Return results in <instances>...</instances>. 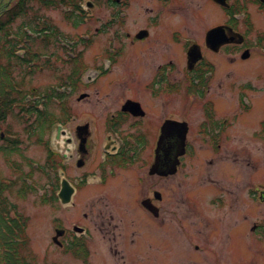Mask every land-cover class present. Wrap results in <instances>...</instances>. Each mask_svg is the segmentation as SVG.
Instances as JSON below:
<instances>
[{
  "label": "rangeland",
  "instance_id": "obj_1",
  "mask_svg": "<svg viewBox=\"0 0 264 264\" xmlns=\"http://www.w3.org/2000/svg\"><path fill=\"white\" fill-rule=\"evenodd\" d=\"M117 1L119 6L109 0L30 3L26 18H41L52 31L45 43L30 34L34 39L31 50L39 52L38 57L31 69L15 68L12 75L27 96L35 94L41 100L55 91L61 92L63 100L53 97L42 105L57 119L46 126L41 140L33 129L34 115L25 121L14 113L0 122V180L12 182L6 194L15 210L27 218L23 255L31 264H264V229L260 226L264 200L255 201L253 196V187L264 182V144L252 135L258 120L264 118V83L262 79L255 83L253 78L264 72V55L251 50L244 60L226 47L220 55L209 54L217 70L205 96L188 93L184 80L176 82L175 94L154 93L149 83L160 66L170 79L179 78L185 66L182 44L169 35L172 27L201 40L204 29L225 16L210 0ZM76 5H82L84 12H76ZM253 19L264 29L263 14H254ZM20 22L16 18L12 27ZM148 26L152 30L147 39L130 41L132 33ZM126 32L131 33L129 37ZM4 62L0 56V63ZM73 77L78 85L75 89L71 88ZM5 78L0 74V90ZM81 93L87 96L79 99ZM128 98L142 105L145 118L126 121L117 134L110 133L106 119ZM212 100L219 118L227 113L222 117L227 124L216 154L195 132L200 108ZM233 113L232 119L229 114ZM167 116L189 121L192 130L187 137L197 154L188 157L176 173L157 178L147 173L155 144L151 136L156 137ZM81 124L89 127L83 154L73 140ZM108 134L124 144L120 156H129L138 140L145 139L146 147L137 148L141 152L135 162L99 174ZM15 139L18 148L5 152L4 146ZM48 152L57 162V179L62 174L76 188L68 204L50 199L52 179L44 171ZM140 175L144 176L142 183L137 181ZM25 179L30 188L21 192ZM154 189L164 198L157 223L140 203L146 196L154 199ZM212 198L226 201L213 204L209 202ZM8 225L3 220L0 229ZM74 226L85 228L70 234L75 242H79L75 236L86 237L81 238L87 243L85 255L64 245L75 243L60 237L53 240L55 228L72 231ZM1 239L2 247L11 246L5 234Z\"/></svg>",
  "mask_w": 264,
  "mask_h": 264
},
{
  "label": "flooded vegetation",
  "instance_id": "obj_2",
  "mask_svg": "<svg viewBox=\"0 0 264 264\" xmlns=\"http://www.w3.org/2000/svg\"><path fill=\"white\" fill-rule=\"evenodd\" d=\"M168 1V0H163ZM213 4H215L222 14L225 16L221 21L212 24L206 27L203 31L202 39H198L193 36L186 35L180 29H172L169 32V35L175 42H179L182 44L183 52H185V66L183 67L182 74L179 78H169L168 71L161 69L160 71L157 70L154 76L151 77L150 83L152 84V88L154 89V93L161 92L164 90L169 94H175L177 91V84L176 82L186 81V91L190 94H196L198 97H203L208 94L211 85L214 83V78L216 75V64L210 58L209 54H219L220 52H225L226 47L230 48L232 52H239L240 56L241 53L245 50H248L250 55L247 58H242L244 60L248 59L251 56V50L253 53L258 55H264V29H261L254 21V14H263L264 15V2H260L259 0H226L227 5H222L215 0H210ZM148 29V36L152 30V26H148L145 28L138 29ZM132 33L130 37V41L134 42H141L148 38H136L135 34L138 32ZM236 33L241 34L242 37L237 35ZM131 33L126 32V35L129 37ZM228 37L230 41L224 42V39ZM253 37V44L251 42ZM192 47L193 54L188 57V50ZM172 62L169 68H172ZM164 68V66H163ZM255 79V83L257 79H262L264 83V72H257L253 75ZM254 83V84H255ZM129 99V98H128ZM142 107V105H141ZM143 108V107H142ZM253 109H254V102H253ZM144 110V109H143ZM119 110L116 109L114 113H112L107 119L106 124L107 127H110V133H115L123 128L126 124V121L130 120V123L135 121L142 120L145 118V110L142 115L137 116L128 111H122V113L118 112ZM201 111V119L198 121V128L195 130L198 137L202 142H206L209 144L214 154L217 153V148L221 145V135L227 122H223V116L227 115V113L223 114L220 118L217 116L216 111V104L214 100L211 102H206L200 108ZM232 116V119L235 117V113L229 114ZM120 118H123L120 120ZM231 119V120H232ZM166 120H178L174 117L167 116L163 118L162 122L159 124L157 130L158 133L151 136V138H155V144L152 146V151L150 152V160L148 162V170L147 173L150 176H156L157 178L166 177L170 174H174L177 172L178 168H181L184 164V161L189 158L196 157L197 154L194 142L188 139L189 130H192V126L190 127L189 121L185 119H180L187 121L188 124V132L186 135V139L184 141L183 147L179 144V138L176 131L172 130L169 131L163 139L159 141V137L162 133V124ZM230 120V121H231ZM229 121V123H230ZM259 125L254 128L255 131L253 132V140H257L264 144V118L258 120ZM203 127V130L202 128ZM200 131L203 132L200 134ZM82 135H85L83 133ZM75 144L77 142L78 151L83 154L87 150V139L85 142V146L80 148V138L75 132ZM108 134L107 139L103 143V153L105 155V159L101 161L98 165L99 174L107 172L106 169L111 172L114 167H124L125 165L132 163L135 158L138 156V152L136 151L137 148L140 146L141 149H145V139L138 140L137 144L133 143V148H130L131 153L129 156H120L119 152H121V148L124 145L118 144L116 139L109 137ZM71 141V138H68V142ZM133 138V142H134ZM124 142V141H123ZM216 143V145H215ZM183 148V151L180 150ZM143 149V150H144ZM141 152V151H140ZM181 152V153H180ZM127 154V152H126ZM135 162V161H134ZM79 163V162H78ZM176 165V170L173 173L161 174L160 172L168 171L173 168V164ZM155 165L157 172H150L151 166ZM140 169V168H139ZM141 170V169H140ZM144 168H142V172H144ZM137 181L140 183L144 182V176L140 175L137 176ZM223 194V191H221ZM154 199L152 198H143L140 200L145 209L153 215L155 218V223L157 220H161V206L162 202L164 201L163 194L154 189L153 190ZM253 196L255 201H263L264 200V182H261V185H257L253 187ZM220 196L219 198H221ZM211 199L209 202L217 203L218 205H224L226 199ZM147 200V206H144L143 201ZM138 201V199H137ZM256 225V224H255ZM259 226V224H257ZM264 229V223L260 225ZM259 226V232H261V227ZM73 233V232H72ZM71 232L65 229V232L62 235V238L65 242H70L73 239V236L70 235ZM199 244H195V247L198 248Z\"/></svg>",
  "mask_w": 264,
  "mask_h": 264
},
{
  "label": "trees",
  "instance_id": "obj_3",
  "mask_svg": "<svg viewBox=\"0 0 264 264\" xmlns=\"http://www.w3.org/2000/svg\"><path fill=\"white\" fill-rule=\"evenodd\" d=\"M13 1L14 2L12 3L10 0H0V41H2L0 42V56L5 59L4 64L0 63V74H3L7 78H5L6 80L4 79L6 82H3V86L0 90V122H3L7 115L14 113L19 115L25 121H27L31 115H34V117H36V119H34L36 125L33 129L38 135V140H41V136L46 129V126H50L55 119H57L56 116L47 111L46 106L43 108L42 105H46L45 102L53 97H59L58 99L63 100V95H60L61 92L58 94L55 91H51L49 94L43 95L41 100L37 99L35 94L32 97L27 96V91L21 87L12 74L13 69L15 68L31 69L33 67L34 59L38 57L39 52L31 50L30 44L34 42V39L30 34L35 33V37L45 43L46 39L49 38V32L52 31V29L49 28L47 21H44L41 18H26L31 9L30 3L32 0ZM38 1L43 5L52 2V0ZM53 1L54 3L63 2V0ZM110 4H112V6L117 5V1L110 2ZM76 8V11L78 10L83 13L81 5H76ZM18 17L21 18V22L16 28H13L12 24ZM78 21H82V19H77L74 22L75 26L78 25ZM20 50H23V52L20 53ZM74 70L77 71L76 69ZM73 78L71 88L75 89L77 87V81L75 79L76 77ZM68 79L71 80L70 77ZM62 112L63 115H65L66 111L63 107ZM60 121H62V119ZM4 147L5 152L11 153L18 148V140H10L9 144ZM44 167L45 173L52 179L50 181V185L52 186V195L50 196V199L56 200L54 190L58 180V165L57 162L52 159L50 152L47 153L46 164H44ZM25 180L26 181L19 188V191L21 192H26L27 189L30 188L27 179ZM11 187L12 182L0 180V223L3 220L8 221L9 223L5 230L4 228L0 229V264H31L22 253L26 243L25 229L27 226V218L17 212L14 204L9 201V197L6 193ZM11 210H13L12 215L10 214ZM4 234L8 237V240L11 241V246L3 245L2 247L1 238L4 237ZM84 246V242L79 241L76 242L75 245H69V249L73 253L77 254L78 252L85 255L86 249Z\"/></svg>",
  "mask_w": 264,
  "mask_h": 264
},
{
  "label": "water",
  "instance_id": "obj_4",
  "mask_svg": "<svg viewBox=\"0 0 264 264\" xmlns=\"http://www.w3.org/2000/svg\"><path fill=\"white\" fill-rule=\"evenodd\" d=\"M220 3H225L224 1L225 0H216ZM146 30H141L137 36L138 37H143L146 35ZM225 42L228 41V38H225L224 39ZM194 51H192L190 53L189 51V54H193ZM248 56V53L245 52L242 57H247ZM85 94H81L79 96V98H82L84 97ZM122 109L123 110H129L131 111L132 113L134 114H137L140 112V108H139V103L138 102H135V101H132V100H127L125 102V104L122 106ZM176 131L177 134H178V138H179V144L181 147H183V144H184V140H185V135H186V132H187V125L185 122H180V121H175V120H169V121H166L163 126H162V133L159 137V141L158 143H160V140L163 139L167 134H169V131ZM83 133H87V124H84V125H80L77 127V135L80 137V148L81 150L82 149V146L84 145L83 143L85 142L86 140V135H82ZM181 152L183 151V148L180 150ZM180 152V153H181ZM176 170V165L175 163L173 164V168L168 170V171H161L160 173L161 174H167V173H173L175 172ZM154 171H157L156 169V166L153 165L152 169H151V172H154ZM73 192V188L69 185V183L67 182V180H65L64 178H62L61 180V188L58 192V196L61 198V201L62 203H66L70 200V197H71V194ZM147 200L143 201V204L144 206L148 207L147 206ZM61 231L62 230H56V236L54 238H56L58 235L61 234Z\"/></svg>",
  "mask_w": 264,
  "mask_h": 264
},
{
  "label": "bare ground",
  "instance_id": "obj_5",
  "mask_svg": "<svg viewBox=\"0 0 264 264\" xmlns=\"http://www.w3.org/2000/svg\"><path fill=\"white\" fill-rule=\"evenodd\" d=\"M78 138H80V137H78ZM86 139H87V137H86ZM196 156V155H195Z\"/></svg>",
  "mask_w": 264,
  "mask_h": 264
}]
</instances>
